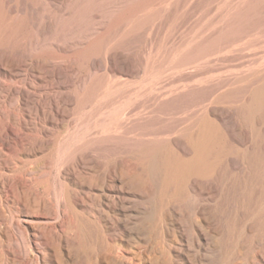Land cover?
Wrapping results in <instances>:
<instances>
[{
  "label": "rangeland",
  "instance_id": "rangeland-1",
  "mask_svg": "<svg viewBox=\"0 0 264 264\" xmlns=\"http://www.w3.org/2000/svg\"><path fill=\"white\" fill-rule=\"evenodd\" d=\"M0 264H264V0H0Z\"/></svg>",
  "mask_w": 264,
  "mask_h": 264
}]
</instances>
